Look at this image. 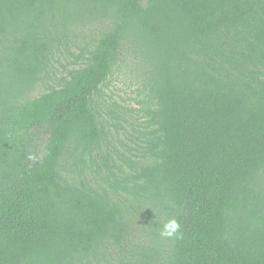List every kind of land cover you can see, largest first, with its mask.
Masks as SVG:
<instances>
[{"label":"trees","instance_id":"1","mask_svg":"<svg viewBox=\"0 0 264 264\" xmlns=\"http://www.w3.org/2000/svg\"><path fill=\"white\" fill-rule=\"evenodd\" d=\"M0 264H264V0H0Z\"/></svg>","mask_w":264,"mask_h":264},{"label":"clouds","instance_id":"2","mask_svg":"<svg viewBox=\"0 0 264 264\" xmlns=\"http://www.w3.org/2000/svg\"><path fill=\"white\" fill-rule=\"evenodd\" d=\"M180 227H181L180 223L175 218L170 219L164 224L161 235L166 237H173V236L178 237Z\"/></svg>","mask_w":264,"mask_h":264},{"label":"rangeland","instance_id":"3","mask_svg":"<svg viewBox=\"0 0 264 264\" xmlns=\"http://www.w3.org/2000/svg\"><path fill=\"white\" fill-rule=\"evenodd\" d=\"M119 79H120V78H119ZM119 82H121V80H120ZM119 82H118L117 84H115V85H116V86H121V84H120Z\"/></svg>","mask_w":264,"mask_h":264}]
</instances>
